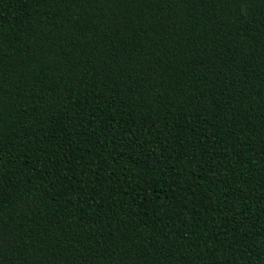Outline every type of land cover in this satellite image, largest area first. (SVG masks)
I'll return each instance as SVG.
<instances>
[{"label": "trees", "instance_id": "trees-1", "mask_svg": "<svg viewBox=\"0 0 264 264\" xmlns=\"http://www.w3.org/2000/svg\"><path fill=\"white\" fill-rule=\"evenodd\" d=\"M0 264H264V0H0Z\"/></svg>", "mask_w": 264, "mask_h": 264}]
</instances>
